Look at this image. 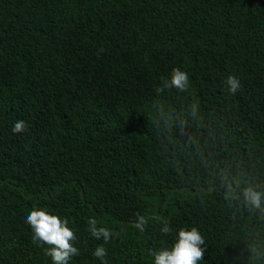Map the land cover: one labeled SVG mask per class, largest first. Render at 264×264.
I'll use <instances>...</instances> for the list:
<instances>
[{
	"label": "trees",
	"instance_id": "1",
	"mask_svg": "<svg viewBox=\"0 0 264 264\" xmlns=\"http://www.w3.org/2000/svg\"><path fill=\"white\" fill-rule=\"evenodd\" d=\"M263 184L264 0H0V264H52L37 207L68 264H153L192 229L197 264H264Z\"/></svg>",
	"mask_w": 264,
	"mask_h": 264
},
{
	"label": "clouds",
	"instance_id": "2",
	"mask_svg": "<svg viewBox=\"0 0 264 264\" xmlns=\"http://www.w3.org/2000/svg\"><path fill=\"white\" fill-rule=\"evenodd\" d=\"M189 79L188 73L174 69L170 84L184 90ZM226 83L228 91L232 94L241 87L239 79L235 76H228ZM24 127L23 121H17L12 131L20 133ZM246 196L253 206L261 207V194L249 190ZM25 221L34 230L36 239L49 246L46 255L51 258L52 264H68L69 258L77 254L78 249L72 243L75 239L74 232L69 228L66 219H62L44 208L37 207L25 216ZM162 231L167 232V227L163 228ZM101 234L105 236L107 242L108 232L104 229L92 230V235L95 238H99ZM202 243L203 241L195 229L191 231L181 230L178 240L171 250L154 254L153 264H197L202 257V251L199 247ZM93 255L97 259H101L102 264H105L102 258L106 255V249L103 246L97 247Z\"/></svg>",
	"mask_w": 264,
	"mask_h": 264
},
{
	"label": "water",
	"instance_id": "3",
	"mask_svg": "<svg viewBox=\"0 0 264 264\" xmlns=\"http://www.w3.org/2000/svg\"><path fill=\"white\" fill-rule=\"evenodd\" d=\"M264 185V184H263ZM260 186H256V188H259ZM133 225V224H132ZM133 226H135V225H133Z\"/></svg>",
	"mask_w": 264,
	"mask_h": 264
}]
</instances>
